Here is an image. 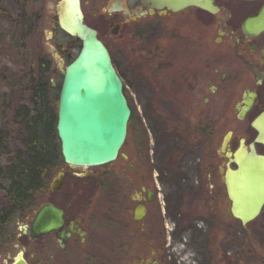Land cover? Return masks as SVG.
Here are the masks:
<instances>
[{"label": "flooded vegetation", "instance_id": "1", "mask_svg": "<svg viewBox=\"0 0 264 264\" xmlns=\"http://www.w3.org/2000/svg\"><path fill=\"white\" fill-rule=\"evenodd\" d=\"M46 1L22 0V6L27 9L35 4L38 10H43ZM53 1L54 14L50 18L40 12L25 20L28 24L35 22L37 27L38 22L48 21L56 31L54 46L65 60L69 58L67 50L56 42L57 37L60 35L71 42L78 40L59 28L58 4L62 0ZM210 3L212 12L191 5L173 12L165 7H153L146 0H79L83 24L96 32L117 73L119 70L104 43L107 39H119L125 44L150 39L168 41L161 50L153 51L156 67L153 85L157 87L154 90L158 92L159 105L167 107L169 117L166 122L162 119L160 122L164 127L168 125L170 133L184 139L183 146L177 149L191 141V149L197 150L198 158L184 163L179 160L182 156L174 153L168 161L154 164L145 162L138 149L134 158L129 151L124 154L121 149L115 162L107 165L87 168L64 165L73 178L89 181L87 190H78L83 191L84 209L74 210L76 199L69 194L66 203L59 200L43 203L61 210L62 226L36 238L30 235V224L43 204L31 209L13 223L16 232L3 264L19 261L24 264H162L160 250L168 248L174 239L170 232L176 231L175 226L178 231L183 230L181 223L186 219L181 207L185 193L189 194L185 200L187 207H202L208 212L209 230L221 233L224 218L237 221L231 216L225 188L227 168L235 167L228 165L221 146L228 136L225 149L230 154L239 149L243 140L245 149H251L253 144L255 152L264 156V29L244 27L247 20L257 17L264 0H210ZM190 38L197 42L198 54L195 58H177L181 51H186L178 49L180 41ZM58 70L62 76V69ZM166 94L172 97L163 99L162 95ZM183 106L186 108L182 109ZM239 121L245 124L239 128L238 136L232 130L223 134L225 126L230 124L228 127L233 128ZM191 124L194 128L189 129ZM61 172L59 191L66 182L65 168L57 174ZM52 182L49 191L55 193L50 190ZM177 184L180 185L178 197L175 193L168 197L166 193ZM129 186L136 187L133 196H128ZM262 213L264 208L258 217ZM169 225L174 228H168ZM257 238L256 243L253 237L249 239L254 255L251 263L264 264V244L261 245L264 228L257 233Z\"/></svg>", "mask_w": 264, "mask_h": 264}, {"label": "rangeland", "instance_id": "2", "mask_svg": "<svg viewBox=\"0 0 264 264\" xmlns=\"http://www.w3.org/2000/svg\"><path fill=\"white\" fill-rule=\"evenodd\" d=\"M53 7V0H47L43 10H38V6L35 4L28 6L26 9L22 6V0H0V128L8 131L12 151L20 147L22 132L20 127L12 121L11 116L18 105L29 103L26 85L19 87V83L24 79V74L27 73L28 64L25 66L26 62L23 61L26 58L29 60L38 59L42 55L50 59L52 66L50 84L58 94L62 81L58 69L64 68L70 58L75 56L80 49L79 42H73L72 44L71 41L63 39L59 35L56 42L64 46V49L67 50L66 57H69L62 60L58 49L54 46L56 31L50 26V23L48 21L38 22V29L34 34L32 26L36 23L28 24L26 20L25 24L31 26V31L24 48L19 47V38L22 35L20 30L18 31V25L21 23V20H19L21 13H26L27 16L32 15L33 18L37 13L42 12L44 16L50 18L54 14ZM104 43L110 50L113 62L119 70L118 74L122 80L124 94L136 114L129 124L126 140L122 147L125 151L123 153L129 151V155L134 158L136 149H138L145 162L154 164L168 161L170 157L176 155L174 153H179L182 156V159L179 160L184 163L196 161L198 152L196 153V149H191L192 142L189 141L185 147L177 149L178 146L179 148L183 146L184 139L170 133L168 125L164 127L160 122V119L166 122L169 117L165 110L167 107L159 105L158 92L154 90L157 87L153 85L156 69L153 61V51L155 53L157 50H161L168 41L150 39L146 42L134 41L125 44L119 39H107ZM196 47L197 42L193 38L188 41H180L178 49L186 51H181L177 58H195L198 54L196 53ZM178 49L176 48V50ZM121 62H124L122 66ZM162 97L167 100L172 96L166 94ZM184 108L186 107L183 106L182 109ZM228 113H230V110H228ZM244 124L237 122L233 128L228 127L230 125L228 124L224 128L223 134L225 135L226 132L232 130L237 135L239 128ZM182 125H184V122ZM182 128L179 127V130ZM192 128H194L193 124L190 125L189 129ZM208 150L213 151L214 149ZM176 159H178L177 156ZM61 168L66 170V182L61 191L51 193L49 185ZM181 173L184 174V170ZM88 183L87 179L78 180L73 178L68 168L61 164L47 181L43 192L37 196L32 209L48 200H59L62 204L66 203L68 194L69 197L75 196L74 210L84 209L83 191L78 192V190H87ZM177 189L180 190L178 184L174 185L166 195L169 197L175 193L178 197ZM136 192V187L129 186L128 196H133ZM185 194L186 197L181 207L186 219L181 223L183 230L180 232L175 226L176 231L170 232V234H174V239H172L168 248L160 250L163 258L162 264H252L254 255H252L249 239L253 237L255 243L258 241L257 233L263 231L264 228V213L246 226H242L237 221H226V218H224V225L220 233L208 229L206 217L209 215L205 209H202L201 206L199 209L187 207L185 200L189 198V194ZM223 201L224 208H226V199L223 198ZM174 208L176 209V207ZM185 210L188 212H185ZM168 228L172 229L174 227L169 225ZM15 232L16 226L12 225L11 236L14 237ZM263 244L264 242L261 241V245ZM9 250L11 251L9 247L0 245V264L6 261L7 251ZM181 258H186V260L182 261Z\"/></svg>", "mask_w": 264, "mask_h": 264}, {"label": "water", "instance_id": "3", "mask_svg": "<svg viewBox=\"0 0 264 264\" xmlns=\"http://www.w3.org/2000/svg\"><path fill=\"white\" fill-rule=\"evenodd\" d=\"M146 2L173 12L189 5L212 12L210 0ZM59 8V28L81 44L77 56L62 70L56 103V135L60 155L63 163L69 167L110 164L116 160L124 143L131 116L122 92L123 85L96 32L83 24L79 0H62ZM244 27L257 31L264 29V5L257 17L247 20ZM227 142L228 136L223 140L221 151L226 153L228 165L235 167L227 168L225 174L230 213L234 219L246 225L257 218L264 208V156L255 152L253 144L250 145L251 149H245L243 140L239 149L230 154L225 149ZM62 179V173L57 174L50 190L59 191ZM61 215V210L55 206L41 205L30 224V235L36 238L59 230L62 226ZM18 264L24 263L19 261Z\"/></svg>", "mask_w": 264, "mask_h": 264}, {"label": "trees", "instance_id": "4", "mask_svg": "<svg viewBox=\"0 0 264 264\" xmlns=\"http://www.w3.org/2000/svg\"><path fill=\"white\" fill-rule=\"evenodd\" d=\"M26 17V13L19 16L21 48L31 31ZM23 62L28 64L27 73L19 87L26 85L29 103L18 105L11 116L22 132L18 149H10V135L0 128V245L7 247L13 239V223L34 207L37 196L62 164L56 135L57 93L50 85L51 62L43 55ZM131 111L129 123L136 115L132 107Z\"/></svg>", "mask_w": 264, "mask_h": 264}]
</instances>
